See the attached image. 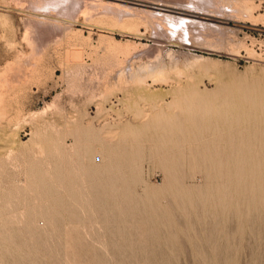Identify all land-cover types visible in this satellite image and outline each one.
I'll use <instances>...</instances> for the list:
<instances>
[{"label": "rangeland", "instance_id": "374dc122", "mask_svg": "<svg viewBox=\"0 0 264 264\" xmlns=\"http://www.w3.org/2000/svg\"><path fill=\"white\" fill-rule=\"evenodd\" d=\"M32 1L0 0V73L3 67L13 60H19L24 67H28L31 63V67L41 65L39 67H43L41 70L44 71L40 75L41 78L34 75L37 79L40 78L39 80L30 76L32 79L29 77V81H24L25 84L18 82L19 84L17 83V87L15 85L14 88L17 89L18 85L22 86V91L15 92L7 99L9 101L6 103L7 109L5 102L0 107V110H5L6 113L1 120L6 119L0 122V238H2L0 264H94L95 262V264L100 262H102L100 264H264V181L262 179L264 160H261L264 159V105L250 107L245 102L225 116L221 128L203 129L204 142L200 144L201 149L207 146L212 149V152L208 151L211 154L207 157L200 151L194 160L188 142L182 149L173 150L180 152L181 158L180 164L178 162L172 171L161 170L156 157L150 154L147 145H145L147 149L143 147V154L136 163L122 162V170L113 168L109 164L98 165V162L83 156L86 147L89 146L105 145L109 149L104 154L106 158L111 154L109 151L114 154L115 149L116 151L123 149L125 143L120 140L119 134L122 127L128 123L141 124L151 115H155L159 111V108H153L155 102L163 105L170 114L178 112L176 106L168 107L173 101V92L176 89H179L180 97L202 93L236 102L244 99L249 93L245 92L247 87H254V94L264 93V19L256 21L251 18H241L240 21L230 0V3L227 0H217L219 6L214 7L197 4L193 0H102V3L99 0H88L89 3H93V7H97V11L102 7L105 10L110 9L106 6L107 2H116L121 4L118 7L120 13L117 7L115 8L118 12L116 14L121 16L125 13L124 16L131 15V12L133 15L142 12L140 17L142 16V19L145 17L144 20L137 18L138 27L127 29L103 24L85 15L81 10L86 0H77L79 1L75 4L77 6L68 8L67 13L66 10L65 13L64 11L61 13L54 9L55 13L39 9L37 11L33 9ZM255 1L256 5L259 4L258 8H255V16L264 15V0ZM122 3L127 7H123L125 5ZM165 3L168 7L163 5ZM169 4L177 7L171 8ZM121 7H123L122 11ZM134 8L135 11L137 10L136 13ZM111 10L114 11V8ZM124 10L126 11L123 12ZM159 12L161 16L174 17L171 22L173 26L166 33H158L152 25L153 21L152 24L149 22L153 20L149 19V15L151 18L158 17ZM36 16L58 20L61 26L69 28V31L71 28L69 36L72 41L68 44L65 42L59 44L58 41L64 33L61 31L63 28L56 34L50 33L53 30L49 28L50 35L48 33L43 38L45 43L43 53L35 54L26 36V29L27 24L33 22ZM176 20L180 21L182 26L174 25ZM33 53L35 60L32 58ZM119 59L122 60L121 64L118 63ZM62 60L69 62L67 63L70 67L66 69L64 66L66 71L60 62ZM36 62L40 64H35ZM121 68L126 69L127 73L132 70L134 78L128 79L130 80L128 84L122 83L120 90L119 87L117 90L114 85ZM140 78L146 79L147 83L142 88L138 84ZM107 83L115 87L110 89V93L104 89ZM124 84L126 86H123ZM104 98L107 99L105 103ZM102 103L105 104L107 111L98 115L97 111ZM136 105L143 109L141 116L136 115ZM217 134L223 136V139ZM196 146L194 144V147ZM228 151L230 155L226 156ZM149 162L155 163L149 164ZM210 162L214 165L209 164ZM128 168L130 172L127 171ZM178 169L182 176L179 173L178 176ZM227 174L229 176H226ZM232 177L236 180L232 181ZM83 181L85 185L86 183L89 185L85 187ZM132 189L134 190L131 191ZM127 190L130 192L128 193ZM196 190L200 192L197 193ZM147 191L150 193L148 194ZM41 198L44 202H41ZM91 198L95 200L92 201ZM118 198L120 199L117 200ZM197 201L200 202V206ZM21 206L27 209L29 206L28 211L27 209L24 211ZM91 209L97 212L98 216ZM53 210L56 214H53ZM61 211L65 212V215H61ZM119 211L121 212L118 214ZM152 214L155 217H152ZM186 222L190 224L187 225ZM52 223L55 225L54 228ZM203 223L206 225L202 226ZM127 224L131 226H126ZM78 232L81 235L77 237ZM109 232L114 233V237ZM50 236L53 241L50 240ZM101 244L105 245V250ZM15 252L17 254L19 252V257Z\"/></svg>", "mask_w": 264, "mask_h": 264}, {"label": "bare ground", "instance_id": "6f19581e", "mask_svg": "<svg viewBox=\"0 0 264 264\" xmlns=\"http://www.w3.org/2000/svg\"><path fill=\"white\" fill-rule=\"evenodd\" d=\"M32 1V0H31ZM87 1L88 0H86V3H85V5H84V7H82V10L81 11H83V13H85V15H88V16H90V18H93V19H96L98 22H101V23H103V24H110V25H116V26H119V27H125V28H127V29H135L136 27H138V26H136V21H138V19L137 18H140V20H144V17H143V19H142V16L140 17V15L142 14V12H141V14L138 12L136 15L134 14L133 15V13L131 12L130 14L131 15H126V16H124V15H120V14H116V13H118L119 12V9H118V7H120L121 6V4L120 3H116V2H107L108 4H106V6L107 7H109L110 9H107V10H105V8H103L102 7V9H100L101 10V12H99V11H97V7L95 8V7H93V3L91 2V3H89V1H88V4H87ZM94 1V0H93ZM102 0H99V2L100 3H102L101 2ZM141 1V0H140ZM186 1V0H185ZM188 1V0H187ZM193 1H195V3L197 2V4H206V5H208V7H210V6H217L218 5V3H217V0H193ZM193 1L191 2V3H193ZM228 1V3H232V6H233V10H235V14H237V16H238V18H240L239 20L241 21V18H251L252 20H256L257 21V19H264V15L263 14H259L258 16H255V8L257 7L258 8V6H259V4H257L256 5V1L255 0H230V2H229V0H227ZM77 2H79V1H77V0H34V1H32V6H33V9H37V11H38V9L39 10H44V11H53L54 12V10L56 11H58L59 10V12L61 11V13L64 11V13H65V10H66V13H67V10H68V8H70V7H75V6H77V5H75ZM96 2V1H95ZM149 2V1H148ZM181 2H183V1H181ZM222 2V1H221ZM31 3V2H30ZM84 3V2H83ZM97 3V2H96ZM225 3H227V2H225ZM260 3V2H259ZM27 4V3H26ZM123 4V3H122ZM136 4V3H135ZM138 4V3H137ZM223 4V3H222ZM123 5H125V4H123ZM163 5H165V6H167L168 4H163ZM170 6L169 7H171V8H176V7H173V5L172 4H169ZM172 5V6H171ZM189 5V4H188ZM196 5V4H195ZM25 6V5H24ZM95 6H98L99 7V5H95ZM101 6V5H100ZM105 6V7H106ZM145 6V5H144ZM150 6V5H149ZM219 6V5H218ZM46 7V8H45ZM117 7V8H116ZM123 7H127L126 5L125 6H123ZM123 7H121L122 9H120L121 11L123 10ZM128 7H129V5H128ZM168 7V6H167ZM191 7V6H190ZM111 8L113 9L114 8V11L116 10V9H118V12H114V11H112L111 10ZM116 8V9H115ZM132 8V7H131ZM140 8V7H139ZM192 8H193V6H192ZM216 8V7H215ZM54 9V10H53ZM104 9V10H103ZM136 9H138V8H136ZM181 9V8H180ZM103 10V11H102ZM150 10V9H149ZM168 11H171V10H169V9H167ZM186 10H188V9H186ZM56 11V12H57ZM126 10H124L123 12H125ZM137 11V10H136ZM136 11H135V8H134V13H136ZM140 11H141V9H140ZM143 11V10H142ZM173 11V10H172ZM188 11H190V10H188ZM146 12H147V10H146ZM155 12V11H154ZM55 13V12H54ZM120 13V12H119ZM122 13V12H121ZM128 13H129V11H128ZM158 13V12H157ZM160 13V12H159ZM197 13H199V11L197 12ZM94 14H96V16L94 15ZM144 14V13H143ZM147 14V13H146ZM145 14V15H146ZM165 14V13H164ZM234 14V15H235ZM149 15V14H148ZM162 14L160 13V16H158V17H153V18H151V15H149L150 16V18L149 19H153V20H150L149 21V19L148 18H146V19H148V21L151 23L152 21H153V24L152 25H154V28L156 29V31L158 32V33H166V32H168V30L169 29H171L170 27H172L173 25H172V20L174 19V17H172V16H170V17H167V15L166 16H161ZM170 15V14H169ZM58 16V15H57ZM128 16V17H127ZM147 16V15H146ZM33 17H35V16H33ZM37 18H35V20L33 21V20H30V21H33V22H31L30 24H27L26 26H27V29H26V36L28 37V41H30V45H32V50H33V52L35 53V54H37L38 52L40 53V52H42V51H44V48H45V43H44V40H43V38L44 37H46L47 35H48V33L51 31H49L48 29L49 28H52V30L53 31H51L50 33H54V34H56V32H58V30L59 29H61V28H63L62 26H61V22L60 21H58V20H53V19H48V18H45V17H38V16H36ZM62 17V16H61ZM235 17V16H234ZM30 18V17H29ZM173 18V19H172ZM185 19V18H184ZM250 19V20H251ZM28 20V19H27ZM245 20V19H244ZM148 21H147V23H148ZM192 21V20H191ZM29 22V21H28ZM60 22V23H59ZM140 22V21H139ZM182 22V21H181ZM27 23V22H26ZM62 23L64 24V22L62 21ZM149 23V24H150ZM175 23L176 24H174V25H176V26H179V25H181L180 24V21L178 22L177 20L175 21ZM179 23V24H178ZM52 24V25H51ZM182 26V25H181ZM67 27H69V26H67ZM186 27V26H185ZM184 27V28H185ZM153 28V29H154ZM177 28V27H176ZM179 29H180V27H178ZM182 28V27H181ZM174 29H175V27H174ZM173 29V30H174ZM71 28H70V31H69V28H67L66 29V27L65 28H63V30L61 29V31H64V33H63V35L61 36L62 38L58 41L59 42V44L61 43V45H62V42H65V43H70L72 40H70L71 38V36H69V34H70V32H71ZM182 30V29H181ZM60 31V30H59ZM69 31V32H68ZM171 31V30H170ZM185 31H187V30H185ZM78 32V31H77ZM76 32V33H77ZM178 32V31H177ZM180 32V31H179ZM182 32V31H181ZM50 33H49V35H50ZM61 33V34H62ZM79 33V32H78ZM58 35V34H57ZM60 35V34H59ZM71 35V34H70ZM77 35H79V34H77ZM73 37V36H72ZM101 37H106V36H101ZM51 38V37H50ZM80 38V37H79ZM107 38V37H106ZM103 39V38H102ZM111 39V38H110ZM70 40V41H69ZM103 40H105V38L103 39ZM112 41H114V40H112ZM118 43V42H117ZM48 44V43H47ZM58 44V45H59ZM42 45V46H41ZM63 45H64V43H63ZM74 45V44H73ZM110 45H111V43H110ZM41 46V47H40ZM117 46H118V44H117ZM111 48V47H110ZM111 49H113V48H111ZM111 49H110V51H111ZM117 49V48H116ZM73 51V50H72ZM114 51H115V49H114ZM113 51V52H114ZM116 52V51H115ZM32 54V58H33V60H35V54ZM38 53V54H39ZM43 53V52H42ZM41 53V54H42ZM66 53V52H65ZM74 53V52H73ZM37 54V55H38ZM68 54V53H67ZM44 55V54H43ZM66 55V54H65ZM114 55H115V53H114ZM40 56H42V55H40ZM109 56V55H108ZM113 56V55H112ZM159 56V55H158ZM39 57V56H38ZM68 57H69V55H68ZM71 57V56H70ZM198 57V56H197ZM21 58V57H20ZM43 57H41V59H42ZM41 59H37V60H40L41 61ZM62 59V58H61ZM60 59V60H61ZM68 59V58H67ZM156 59H157V57H156ZM33 60H31V61H33ZM36 60V61H37ZM66 60V59H65ZM29 61V60H28ZM119 61V62H118ZM117 62L118 63H120V61H122V60H118ZM157 61V60H156ZM43 62V61H42ZM61 63H62V65H63V67L65 66L66 67V69L68 68V67H70L69 65H68V63L66 62V61H60ZM113 62V61H112ZM31 63V62H30ZM38 62H36L35 64H37ZM80 63V62H79ZM153 63V62H152ZM156 63V62H155ZM32 64V63H31ZM31 64H29V66L28 67H24V65L19 61V60H13V61H9L4 67H3V69H2V71H1V73H0V107L2 106V103H4L5 102V108H6V103L7 102H9L7 99L12 95V94H15V92H17V91H19V90H21L22 91V89H23V87L21 86H19L18 85V88L16 89V88H14V86L16 85V87H17V83L19 82V83H24L25 84V82H27V80L29 79V77L31 76H33V78H36L37 79V77L39 76L40 78H41V74L44 72H42V70H41V68H43V67H39V66H41V65H39V66H30ZM38 64H40V63H38ZM65 64H67V66L65 65ZM121 64V63H120ZM27 66V65H26ZM147 66V65H146ZM65 67H64V70L66 71V69H65ZM143 68V67H142ZM144 69H145V67H144ZM146 69H148V68H146ZM130 70V69H129ZM140 70H142V69H140ZM156 70V69H155ZM127 70L126 69H124V70H122V68H121V70H119V72L117 73L118 74V77L116 78L117 80L115 81V85L114 86H116V89H117V87H119V90H120V87H121V84L122 83H126V84H128V82L131 80V78H134L133 76H134V74L132 73L133 71L131 70V72H129V73H127L126 72ZM135 71V70H134ZM160 72V71H159ZM142 73V72H141ZM160 74H161V72H160ZM34 75L35 76H37V77H34ZM128 76V78H126L127 76ZM133 75V76H132ZM136 75H137V73H136ZM154 75V74H153ZM165 75H167V74H165ZM157 76V75H156ZM164 76V75H163ZM30 77V78H31ZM106 77V76H105ZM146 77V76H145ZM155 77V76H154ZM165 77V76H164ZM40 78H38L37 80H39ZM127 80H126V79ZM151 78V77H150ZM21 79V80H20ZM32 79V78H31ZM128 79H130V80H128ZM135 79H137V78H135ZM159 79H161V78H159ZM133 80V79H132ZM145 80L146 79H143V78H140V81L138 82V84H139V86H140V88H142V87H144V86H146L145 85ZM153 80V79H152ZM25 81V82H24ZM29 81V80H28ZM18 83V84H19ZM22 83V84H23ZM130 83V82H129ZM137 84V83H136ZM147 84V83H146ZM135 85V84H134ZM181 85V84H180ZM23 86H25V85H23ZM123 86H126L125 84L123 85ZM114 89L115 87H112L111 85H110V83H107L105 86H104V89H105V91H110V89ZM14 89H16V90H14ZM254 87H247L246 88V91L245 92H249L248 94H246L245 96H244V99H242V100H239L238 102H236L235 100H232V99H228V98H226V99H223V100H221V99H219L218 97H215V96H207V95H203L202 93L201 94H197V95H193V96H188V95H183V97L181 96H178V90L179 89H176V90H174L175 92H173V95H174V97H173V101L171 102V103H169L168 104V107H173V106H176L177 108H178V112H176V113H168L167 111H166V109L164 108V106L163 105H159L158 103H156L155 102V104L153 105V108H159V111L155 114V115H151V117H149V118H147L143 123H141V124H138V125H133V124H130V123H128V124H126L125 126H123L122 127V130L120 131V140L121 141H123L124 143H125V147L123 148V149H121V150H117L116 151V149H115V151H114V154H112V152L111 151H109L111 154H110V156H108L107 158L104 156V154H105V152H106V150H109L108 148H106V146L105 145H96V146H89V147H86V149H85V152H84V157L86 158V159H88V160H92V161H94V162H98V165H100V164H102V165H111L113 168L115 167L116 169H118V170H122V168H121V163L122 162H125V163H136V161L137 160H139V158L141 157V154H143V151H144V148L143 147H145V145H147L146 147H149L148 149H149V152H150V154L153 156L154 155V157H156V160H157V163H158V166L161 168V170L162 171H164V172H168V171H172V170H174L175 169V165L179 162V160H180V156H179V153L180 152H178V151H173V150H175V149H182L183 147H184V145L188 142V144L190 145V153H191V156H193V158H194V160L196 159V156L198 155V153L201 151V153H202V155L204 156L205 155V157H207L208 156V154H211V153H209L208 151L210 150V147H206V148H204V149H201L202 148V146L200 145L201 143H203L204 142V138H203V134H202V130L203 129H205V128H211V129H218L221 125H222V123L224 122V119H225V116L227 115V114H229L230 112H231V110H233V109H236V108H239V106H241V104H245V102H246V104L247 105H249L250 107H255V106H257V105H264V93H262V94H259V95H257V94H254ZM12 90V91H11ZM118 90V89H117ZM11 91V92H10ZM108 92H106L107 94H108ZM111 92V91H110ZM109 92V93H110ZM211 92V91H210ZM18 93V92H17ZM256 95V96H254V95ZM216 95H218V93L216 94ZM118 97V96H117ZM222 97V96H221ZM16 98V97H15ZM101 98H103V96L101 97ZM13 99V98H12ZM113 99V98H112ZM14 100V99H13ZM107 101V99L106 98H104V103ZM117 102V101H116ZM16 103V102H15ZM104 103H102L101 104V107H99L98 108V111H97V114L98 115H100V114H102V113H104V112H106L107 111V108L105 107V104ZM110 103V102H109ZM111 105V104H110ZM135 107V106H134ZM117 108V107H116ZM123 108V107H122ZM7 109V108H6ZM12 110H13V108H11ZM120 109V108H119ZM135 112H136V115L137 116H141L142 114H143V109L142 108H138L137 107V105H136V107H135ZM256 110V109H255ZM5 113V110H0V122H2L3 120H5L4 118H3V120H1L2 119V116H3V114ZM6 114V113H5ZM8 115V114H7ZM9 116V115H8ZM113 116V115H112ZM5 117H7V116H5ZM10 117V116H9ZM111 117V116H110ZM36 118V117H35ZM228 118V117H227ZM109 121V120H108ZM118 121V120H117ZM19 123V122H18ZM109 123V122H108ZM111 126H113L112 124H111ZM223 126V125H222ZM221 128V127H220ZM204 131V130H203ZM207 132H208V130H206ZM205 131V132H206ZM228 132V131H227ZM99 134V133H98ZM222 134V133H221ZM220 133H219V135H221ZM228 135V134H227ZM217 136H218V134H217ZM212 137V136H211ZM219 138L221 137V136H218ZM222 139H223V136L221 137ZM220 138V139H221ZM210 139V138H209ZM236 139V138H235ZM37 140V139H36ZM72 140V139H71ZM212 140V139H211ZM228 141H229V138H228ZM73 142V141H72ZM96 144V143H95ZM102 144V143H101ZM194 144H196L197 146L196 147H194ZM187 146V145H186ZM226 146H228L229 148H230V146L229 145H226ZM145 147V148H146ZM189 147V146H188ZM224 147V146H223ZM147 149V148H146ZM222 149V148H221ZM187 150V149H186ZM212 150V149H211ZM210 150V152H212ZM230 150V149H229ZM239 150V149H238ZM83 151V150H82ZM173 151V152H172ZM81 152V151H80ZM220 152V151H219ZM253 152H255V150H253ZM82 153V152H81ZM187 153H189V152H187ZM226 153V152H225ZM70 154V153H69ZM185 154V153H184ZM214 155H215V153H214ZM228 155H230L229 154V151H228V154L226 155V156H228ZM39 156V155H38ZM55 156V155H54ZM70 156V155H69ZM148 156V155H147ZM212 156H213V154H212ZM150 157V156H149ZM229 157H231V156H229ZM147 158V157H146ZM146 158H145V160H146ZM199 158V157H198ZM210 158V157H209ZM215 157H213V159H214ZM219 158V157H218ZM205 158H203V160H204ZM225 159H227V157L225 158ZM234 159V158H233ZM48 160V159H47ZM71 160V159H70ZM201 160V159H200ZM206 160H207V158H206ZM211 160V159H210ZM215 160V159H214ZM214 160H213V163H214ZM261 160H264V159H261ZM49 161V160H48ZM208 161V160H207ZM206 161V162H207ZM219 161V160H218ZM217 161V162H218ZM225 161H227V160H225ZM224 161V162H225ZM232 161V160H231ZM231 161H230V164H231ZM83 162V161H82ZM184 162V161H183ZM71 163H72V161H71ZM145 163V162H144ZM155 163V162H154ZM153 162L152 163H150L149 162V164H154ZM182 163V162H181ZM50 164V163H49ZM139 164H140V162H139ZM179 164H180V162H179ZM197 164V163H196ZM208 164V163H207ZM209 164H212L211 162L209 163ZM208 164V165H209ZM263 164V163H262ZM93 165V164H92ZM91 165V166H92ZM123 165V164H122ZM204 165V164H203ZM212 165H214V164H212ZM217 165V164H216ZM218 165H220L219 163H218ZM264 165V164H263ZM49 166V165H48ZM138 166V165H137ZM148 166V165H147ZM153 166H155V165H153ZM158 166H157V168H158ZM181 166V165H180ZM185 166V165H184ZM226 166V165H225ZM93 167V166H92ZM95 167H97V166H95ZM103 167V166H102ZM126 167V166H125ZM139 167V166H138ZM188 167V166H187ZM216 168H217V166H215ZM228 167V166H227ZM226 167V168H227ZM233 167V166H232ZM112 168V169H113ZM130 168H132V167H130ZM134 168V167H133ZM147 168V167H146ZM181 168H182V166H181ZM186 167H184V169H185ZM207 168H209V167H207ZM212 168H214V167H212ZM230 168V167H229ZM85 169V168H84ZM90 169V168H89ZM97 169V168H96ZM98 169H99V167H98ZM126 169V168H125ZM129 169V168H128ZM127 169V171H129L130 172V169L128 170ZM159 169V168H158ZM200 169V168H199ZM204 169V168H203ZM218 169H220V167L218 168ZM228 169V168H227ZM233 169V168H232ZM78 170V169H77ZM114 170V169H113ZM135 170H136V168H135ZM155 170V169H154ZM160 170V171H161ZM177 170V169H176ZM187 170V169H186ZM213 170V169H212ZM226 170V169H225ZM36 171V170H35ZM75 171V170H74ZM115 171V170H114ZM126 171V170H125ZM148 171V170H147ZM146 171V172H147ZM178 171H179V169H178ZM177 171V174L179 173V174H181L180 173V171L178 172ZM184 171V170H183ZM233 171V170H232ZM86 172V171H85ZM92 172V171H91ZM90 172V173H91ZM113 172V171H112ZM121 172V171H120ZM136 172V171H135ZM164 172H163V174H164ZM213 172V171H212ZM217 172V171H216ZM220 172H221V170H220ZM234 172V171H233ZM41 173V172H40ZM77 173H78V171H77ZM86 173H88V171L86 172ZM86 173H84V175H86ZM97 173H99V172H97ZM102 173V172H101ZM115 173H117V171L115 172ZM126 173V172H125ZM218 173V172H217ZM224 173V172H223ZM64 174V173H63ZM79 174V173H78ZM103 174V173H102ZM102 174H101V176H102ZM110 174V173H109ZM136 174V173H135ZM166 174H168V173H166ZM179 174H178V176H179ZM193 174V173H192ZM222 174V173H221ZM228 174H229V172H228ZM226 175V176H229V175ZM29 175V174H28ZM35 175V174H34ZM66 175V174H65ZM64 175V176H65ZM94 175V174H93ZM118 175H119V173H118ZM169 175V174H168ZM183 175H184V173H183ZM213 175V174H212ZM262 175V174H261ZM31 176V175H30ZM38 176V175H37ZM78 176V175H77ZM91 176V175H90ZM129 176V175H128ZM181 176H182V174H181ZM221 176V175H220ZM225 176V177H226ZM233 176H235V174H233ZM74 177V176H73ZM95 177V176H94ZM107 177V176H106ZM109 177H112V176H109ZM129 177H132V176H129ZM165 177V176H164ZM173 177V176H172ZM185 177V176H184ZM184 177H182V178H184ZM193 177V176H192ZM262 177H264V176H262ZM261 177V178H262ZM31 178V177H30ZM81 178H83V177H81ZM86 178V177H85ZM84 178V179H85ZM97 178V177H96ZM102 178V177H101ZM139 178H141V176L139 177ZM188 178V177H187ZM204 178H205V176H204ZM222 178H224V177H222ZM228 178V177H227ZM233 178V177H232ZM55 179V178H54ZM73 179V178H72ZM103 179V178H102ZM123 179V178H122ZM121 179V180H122ZM145 179V178H144ZM263 179V181H264V178H262ZM35 180V179H34ZM83 180V179H82ZM115 180V179H114ZM118 180V179H117ZM120 180V181H121ZM139 180V179H138ZM137 180V181H138ZM143 180V179H142ZM172 180V179H171ZM236 180V179H235ZM234 180V178H233V180L232 181H235ZM24 181V180H23ZM25 181H26V179H25ZM24 181V182H25ZM30 181V180H29ZM48 181V180H47ZM68 181V180H67ZM103 181H104V179H103ZM107 181V180H106ZM109 181V180H108ZM107 181V182H108ZM110 181H111V178H110ZM123 181H124V179H123ZM132 181V180H131ZM141 181V180H140ZM146 181V180H145ZM172 181H174V179L172 180ZM220 181V180H219ZM224 181V180H223ZM229 181V180H228ZM228 181L226 182V183H228ZM37 182V181H36ZM36 182H34V183H36ZM105 182V181H104ZM180 182V181H179ZM204 182V181H203ZM244 182V181H243ZM31 183V182H30ZM39 183V182H38ZM55 183V182H54ZM72 183V182H71ZM83 183H84V181H83ZM95 183V182H94ZM93 183V184H94ZM97 183V182H96ZM102 183V182H101ZM109 183H112V182H109ZM131 183V182H130ZM142 183V182H141ZM172 183H174V182H172ZM181 183V182H180ZM211 183V182H210ZM223 183V182H222ZM245 183V182H244ZM23 184V183H22ZM40 184V183H39ZM39 184H37V185H39ZM56 184V183H55ZM75 184V183H74ZM104 184V183H103ZM106 184V183H105ZM104 184V185H105ZM108 184V183H107ZM118 184H120V183H118ZM200 184H202V183H200ZM26 185V184H25ZM36 185V186H37ZM42 185V184H41ZM77 185V184H76ZM84 185H85V183H84ZM86 185H89V184H87L86 183ZM86 185H85V187H86ZM101 185V184H100ZM114 185V184H113ZM122 185V184H121ZM139 185V184H138ZM149 185H151L150 184V182H149ZM182 185V184H181ZM199 185V184H198ZM234 185V184H233ZM125 186H128V185H126L125 184ZM130 186V185H129ZM137 186V185H136ZM140 186V185H139ZM143 186H145V185H143ZM188 186V185H187ZM190 186V185H189ZM188 186V187H189ZM203 186L205 187V184L203 183ZM212 186V185H211ZM226 186V185H225ZM35 187V186H34ZM41 187H43V186H41ZM80 187V186H79ZM83 187V186H82ZM96 187V186H95ZM94 187V188H95ZM107 187V186H106ZM121 187V186H120ZM151 187V186H150ZM192 187V186H191ZM196 187H197V185H196ZM199 187V186H198ZM201 187V186H200ZM44 188V187H43ZM58 188V187H57ZM74 188V187H73ZM88 188V187H87ZM86 188V189H87ZM116 188V187H115ZM129 187H127V189H128ZM132 188V187H131ZM206 188V187H205ZM40 189V188H39ZM49 189V188H48ZM76 189V188H75ZM86 189H84V190H86ZM97 189V188H96ZM106 189V188H105ZM120 189V188H119ZM147 189H148V191H150L151 192V190L149 189V187H147ZM166 189V188H165ZM164 189V190H165ZM170 188H168V190H169ZM200 189V188H199ZM198 189V190H199ZM204 189V188H203ZM230 189V188H229ZM264 189V188H263ZM60 190V189H59ZM62 190V189H61ZM98 190V189H97ZM107 190V189H106ZM122 190V189H121ZM134 189H132L131 191H133ZM191 190H192V188H191ZM198 190H196L195 192H197V193H199L198 192ZM226 190V189H225ZM232 190H233V188H232ZM29 191V190H28ZM50 191V190H49ZM64 191H65V189H64ZM64 191H62V192H64ZM80 190H78V192H79ZM93 191V190H92ZM110 191V190H109ZM113 192H114V194H115V191H114V189L112 190ZM147 191V192H148ZM166 191V190H165ZM175 191V190H174ZM177 191V190H176ZM40 192V191H39ZM65 192H67V191H65ZM91 192V191H90ZM89 192V193H90ZM105 192V191H104ZM127 192L129 193L130 191L129 190H127ZM144 192V191H143ZM150 192H148V194L150 193ZM171 192V191H170ZM229 192H230V190H229ZM41 193V192H40ZM43 193H44V191H43ZM88 193V194H89ZM97 193V192H96ZM135 193V192H134ZM137 193V192H136ZM183 193V192H182ZM211 192H209V194H210ZM233 193H234V191H233ZM65 194V193H64ZM63 194V195H64ZM92 194H95V193H92ZM102 194V193H101ZM107 195H108V193H106ZM117 194V193H116ZM120 194V193H119ZM131 194H133V193H131ZM130 194V195H131ZM153 194V193H152ZM156 194V193H155ZM176 194H178V193H176ZM225 194V193H224ZM223 194V195H224ZM27 195V194H26ZM38 195H40L39 193H38ZM80 194L78 193V196H79ZM83 195V194H82ZM90 195V194H89ZM137 195V194H136ZM136 195H134V197L136 196ZM157 195H158V192H157ZM164 195V194H163ZM59 196V195H58ZM62 196V195H61ZM66 196V195H65ZM68 196V195H67ZM111 196V195H110ZM114 196V195H113ZM117 196V195H116ZM121 196H122V193H121ZM138 196V195H137ZM136 196V197H137ZM217 196V195H216ZM226 196H228V195H226ZM234 197H235V195H233ZM21 197V196H20ZM25 197V196H24ZM63 197V196H62ZM81 197V196H80ZM90 197V196H89ZM88 197V198H89ZM94 197V196H93ZM92 197V198H93ZM118 197H119V195H118ZM123 197V196H122ZM131 197V196H130ZM146 197V196H145ZM157 197V196H156ZM167 194H166V200H167ZM193 197V196H192ZM197 197V196H196ZM205 197V196H204ZM27 198V197H26ZM43 198V197H42ZM41 198V199H42ZM51 198V197H50ZM55 198H57V197H55ZM87 198V199H88ZM91 198V199H92ZM95 198V197H94ZM108 198V197H107ZM116 198V197H115ZM121 198V197H120ZM120 198H118L117 200H119ZM137 198H139V197H137ZM152 198V197H151ZM165 198V197H164ZM223 198V197H222ZM247 198V197H246ZM30 199V198H29ZM44 199V198H43ZM43 199H42V201L41 202H44L43 201ZM52 199V198H51ZM82 199V198H81ZM86 199V198H85ZM84 199V200H85ZM123 199V198H122ZM131 199H133V198H131ZM140 199V198H139ZM147 199V198H146ZM172 199V198H171ZM170 199V200H171ZM187 199H189L188 198V196H187ZM186 199V200H187ZM197 199V198H196ZM230 199V198H229ZM244 199H245V196H244ZM93 200H95V199H92V201ZM106 200V199H105ZM113 200V199H112ZM129 200V199H128ZM145 200V199H144ZM151 200V199H150ZM153 200V199H152ZM157 200V199H156ZM173 200V199H172ZM195 200V199H194ZM199 200V199H198ZM211 200V199H210ZM214 200V199H213ZM228 200V199H227ZM226 200V201H227ZM246 200V199H245ZM48 201V200H47ZM71 201H73V200H71ZM83 201V200H82ZM124 201V200H123ZM154 201H155V199H154ZM209 201V200H208ZM231 201V200H230ZM30 202V201H29ZM52 202V201H51ZM86 202V201H85ZM96 202V201H95ZM94 202V203H95ZM112 202V201H111ZM118 202V201H117ZM125 202V201H124ZM159 202V201H158ZM187 202H188V200H187ZM198 202V201H197ZM205 202V201H204ZM217 202V201H216ZM246 202V201H245ZM28 203V202H27ZM47 203V202H46ZM45 203V204H46ZM64 203V202H63ZM74 203H76V202H74ZM87 203V202H86ZM103 203V202H102ZM112 203H114V202H112ZM119 203V202H118ZM130 203V202H129ZM142 202H141V200H140V204H141ZM147 203V202H146ZM145 203V204H146ZM155 203H157V202H155ZM160 203V202H159ZM169 203V202H168ZM173 203V202H172ZM178 203V202H177ZM209 203V202H208ZM211 203H212V200H211ZM211 203H209L210 205H211ZM215 203V202H214ZM226 203V202H225ZM230 203V202H229ZM26 204V203H25ZM34 204V203H33ZM49 204V203H48ZM52 204V203H51ZM81 204V203H80ZM82 204H84V203H82ZM134 204V203H133ZM154 204V203H153ZM161 204V203H160ZM189 204V203H188ZM198 204H199V206L201 205L200 204V202H198ZM213 204V203H212ZM234 204H236V202L234 203ZM40 205V204H39ZM50 205V204H49ZM49 205H48V207H49ZM89 205V204H88ZM96 206H98V204H95ZM100 205V204H99ZM124 205V204H123ZM123 205H121L122 206V208H123ZM173 205V204H172ZM180 205V204H179ZM194 205V204H193ZM197 205V204H196ZM195 205V206H196ZM227 205V204H226ZM230 205V204H229ZM26 206V205H25ZM24 206V207H25ZM33 206V205H32ZM36 206V205H35ZM52 206H54L53 204H52ZM78 206V205H77ZM76 206V207H77ZM83 206V205H82ZM91 206V205H90ZM103 206V205H102ZM102 206H100V207H102ZM134 206V205H133ZM149 206H151V205H149ZM149 206H147V207H149ZM159 206V205H158ZM174 206H176V204L174 205ZM189 206V205H188ZM198 206V207H199ZM224 206V205H223ZM228 206V205H227ZM51 207V206H50ZM49 207V208H50ZM89 207V206H88ZM99 207V208H100ZM104 207V206H103ZM102 207V208H103ZM155 209H156V207H155V204H154V206H153ZM160 207V206H159ZM187 207V206H186ZM209 206L207 205V208H208ZM211 207V206H210ZM229 207V206H228ZM232 207V206H231ZM21 208H22V206H21ZM20 208V209H21ZM33 208V207H32ZM61 208V207H60ZM59 208V209H60ZM81 208V207H80ZM84 208V207H83ZM86 208V207H85ZM90 208V207H89ZM92 208V207H91ZM94 208V207H93ZM92 208V209H93ZM108 208V207H107ZM106 208V209H107ZM112 208V207H111ZM116 208V207H115ZM141 208V207H140ZM164 208V207H163ZM181 208V207H180ZM226 208V207H225ZM253 208H254V206H253ZM23 210L24 209H27V208H22ZM28 209H29V206H28ZM28 209H27V211H28ZM56 209V208H55ZM82 209V208H81ZM91 209V210H92ZM105 209V208H104ZM121 209V208H120ZM124 209V208H123ZM134 209V208H133ZM143 209V208H142ZM159 209V208H158ZM191 209V208H190ZM190 209H189V212H190ZM260 209V208H259ZM35 210H36V208H35ZM50 210H52V208H50ZM58 210V209H57ZM82 210H84V209H82ZM96 210V209H95ZM102 210V209H101ZM110 210V209H109ZM112 210V209H111ZM126 210V209H125ZM138 210V209H137ZM151 210V209H150ZM163 210V209H162ZM186 210V209H185ZM185 210L183 211V212H185ZM194 210H195V208H194ZM211 210H213V209H211ZM234 210V209H233ZM3 211V210H2ZM21 210H19V212H20ZM25 211V210H24ZM23 211V212H24ZM55 210H53V214L55 213L54 212ZM67 211V210H66ZM81 211V210H80ZM86 211V210H85ZM94 213H95V211L94 210H92ZM97 211V210H96ZM123 211V210H122ZM139 211V210H138ZM146 211V210H145ZM147 211H149V210H147ZM156 211V210H155ZM187 211V210H186ZM192 212H193V210H191ZM195 211H197V210H195ZM200 211H201V209H200ZM209 211H210V209H209ZM235 211V210H234ZM234 211H233V213H234ZM262 211V210H261ZM14 212V211H13ZM60 212V211H59ZM63 211H61V215H63L65 212H63ZM82 213L84 212V211H81ZM87 212V211H86ZM86 212H85V215H84V217L86 216ZM105 212H106V210H105ZM121 211H119L118 212V214L120 213ZM132 212H133V210H132ZM168 212V211H167ZM198 212V211H197ZM205 214H207V211L205 210ZM14 213H17V212H14ZM14 213H12V214H14ZM25 213V212H24ZM29 213H30V211H29ZM34 213V212H33ZM41 213H43V212H41ZM50 213V212H49ZM48 213V214H49ZM93 213V214H94ZM97 213V212H96ZM95 213V214H96ZM108 213H109V211H108ZM112 213V212H111ZM116 213V212H115ZM136 213V212H135ZM182 213V212H181ZM181 213H180V215H181ZM5 214V213H4ZM12 214H11V216H12ZM27 214V213H26ZM31 214V213H30ZM44 214V213H43ZM47 214V213H46ZM56 214V213H55ZM94 214V215H95ZM100 214V213H99ZM117 214V213H116ZM129 214V213H128ZM146 214V213H145ZM188 214V213H187ZM186 214V215H187ZM192 213H190V215H191ZM244 214V213H243ZM7 215V217L9 216L10 217V215H8V214H6ZM15 215V214H14ZM13 215V216H14ZM28 215V214H27ZM32 215V214H31ZM39 215V214H38ZM65 215V214H64ZM97 215V214H96ZM95 215V216H96ZM147 215H148V212H147ZM166 215V214H165ZM171 215V214H170ZM194 215H196L195 214V212H194ZM212 215V214H211ZM220 215H221V213H220ZM15 216H18V215H15ZM26 216V215H25ZM35 216H36V214H35ZM41 216V215H40ZM43 216H45V215H43ZM49 216V215H48ZM51 216V215H50ZM49 216V217H50ZM57 216V215H56ZM70 216V215H69ZM98 216V215H97ZM126 216V215H125ZM136 216V215H135ZM142 216V215H141ZM154 215L152 214V217H153ZM227 216V215H226ZM254 216V215H253ZM83 217V216H82ZM107 217V216H106ZM117 217V216H116ZM148 217H149V215H148ZM155 217V216H154ZM167 217V216H166ZM172 217V216H171ZM186 217V216H185ZM192 217V216H191ZM196 217V216H195ZM200 217V216H199ZM17 218V217H16ZM43 218V217H42ZM58 218V217H57ZM62 218V217H61ZM72 218V217H71ZM120 218V217H119ZM129 218H130V216H129ZM168 218V217H167ZM193 218V217H192ZM219 218V217H218ZM245 218V217H244ZM19 219V218H18ZM27 219H28V217H27ZM44 219V218H43ZM74 219H76V218H74ZM74 219H72V220H74ZM85 219H87V217L85 218ZM115 219V218H114ZM133 219V218H132ZM152 219H154V218H152ZM204 219V218H203ZM202 219V220H203ZM221 219H223V218H221ZM220 219V220H221ZM97 220V219H96ZM126 220V217H125V219H124V221ZM134 220V219H133ZM146 220V219H145ZM149 220H151V219H149ZM155 220V219H154ZM19 221V220H18ZM24 221V220H23ZM26 221H28V220H26ZM38 221V220H37ZM51 221H52V219H51ZM78 220H76V222H77ZM102 221V220H101ZM128 221V220H127ZM157 221V220H156ZM155 221V222H156ZM193 221V220H192ZM191 221V222H192ZM201 221V220H200ZM222 221V220H221ZM11 222H13L12 220H11ZM47 222V221H46ZM53 222V221H52ZM74 222V221H73ZM84 222V221H83ZM116 222V221H115ZM129 222V221H128ZM159 222V221H158ZM189 222V221H188ZM241 222V221H240ZM240 222H238V223H240ZM36 223V222H35ZM85 223V222H84ZM89 223V222H88ZM92 223H93V221H92ZM139 223V222H138ZM152 223V222H151ZM173 223V222H172ZM194 223H195V221H194ZM202 223V222H201ZM53 224V223H52ZM78 224V223H77ZM97 224V223H96ZM121 224V223H120ZM157 224V223H156ZM160 224V223H159ZM186 224L188 225V224H190V223H187L186 222ZM193 224V223H192ZM205 223H203L202 224V226L204 225ZM241 224V223H240ZM1 225V224H0ZM5 225V224H4ZM19 225V224H18ZM36 225V224H35ZM42 225V224H41ZM48 225V224H47ZM70 225H71V223H70ZM116 225V224H115ZM174 225V224H173ZM195 225V224H194ZM206 225V224H205ZM22 226V225H21ZM53 226V228H54V224L52 225ZM67 226V225H66ZM72 226V225H71ZM94 226V225H93ZM99 226V225H98ZM105 226V225H104ZM108 226H111V225H108ZM126 226H129L128 224L126 225ZM131 226V225H130ZM129 226V227H130ZM154 226V225H153ZM157 226V225H156ZM191 226V225H190ZM193 226V225H192ZM239 226V225H238ZM245 226V225H244ZM63 227V226H62ZM79 227V226H78ZM90 227V226H89ZM96 227V226H95ZM136 227V226H135ZM194 227V226H193ZM206 227V226H205ZM221 227V226H220ZM69 228V227H68ZM81 228V227H80ZM79 228V229H80ZM85 228V227H84ZM97 228V227H96ZM106 228V227H105ZM108 228V227H107ZM106 228V229H107ZM116 228V227H115ZM120 228V227H119ZM138 228V227H137ZM136 228V229H137ZM155 228V227H154ZM195 228V227H194ZM36 229V228H35ZM59 229V228H58ZM73 229H74V227H73ZM130 229V228H129ZM149 229V228H148ZM161 229V228H160ZM173 229V228H172ZM206 229V228H205ZM20 230V229H19ZM48 230H49V228H48ZM127 230V229H126ZM133 230V229H132ZM150 230V229H149ZM171 230V229H170ZM196 230V229H195ZM17 231V230H16ZM31 231V230H30ZM54 231L56 232V230L54 229ZM80 231V230H79ZM109 231V230H108ZM111 231V230H110ZM124 231V230H123ZM152 231V230H151ZM151 231H149V232H151ZM155 231V230H154ZM167 231V230H166ZM209 231V230H208ZM41 232V231H40ZM44 232V231H43ZM49 232V231H48ZM55 232H54V235H55ZM99 232V231H98ZM125 232V231H124ZM133 232V231H132ZM140 232V231H139ZM138 232V233H139ZM163 232V231H162ZM196 232V231H195ZM12 233V232H11ZM10 233V234H11ZM30 233V232H29ZM87 233V232H86ZM118 233V232H117ZM129 233V232H128ZM205 233V232H204ZM226 233V232H225ZM73 234V233H72ZM76 234V233H75ZM79 232H78V235H77V237L79 236ZM84 234V233H83ZM109 234H114V233H110L109 232ZM116 234V233H115ZM133 234V233H132ZM135 234V233H134ZM141 234V233H140ZM161 234V233H160ZM164 234V233H163ZM197 234V233H196ZM208 234V233H207ZM216 234V233H215ZM238 234V233H237ZM81 235V234H80ZM126 236H127V234H125ZM136 235V234H135ZM177 235V234H176ZM73 236V235H72ZM102 236V235H101ZM119 236V235H118ZM128 236H130V235H128ZM140 236H142V234L140 235ZM149 236V235H148ZM6 237H7V235H6ZM9 237H10V235H9ZM19 237V236H18ZM97 237V236H96ZM103 237V236H102ZM101 237V238H102ZM108 237V236H107ZM112 237V236H111ZM113 237H114V235H113ZM125 237V236H124ZM10 238H12V237H10ZM136 238V237H135ZM198 238V237H197ZM2 238H0V240H1ZM82 239V238H81ZM90 239H92V237L90 238ZM89 239V240H90ZM93 239H95V238H93ZM100 239V238H99ZM120 239H122V238H120ZM138 239V238H137ZM136 239V240H137ZM155 239V238H154ZM45 240V239H44ZM50 240H51V236H50ZM80 240V239H79ZM144 240V239H143ZM153 240V239H152ZM51 241H53V239L51 240ZM112 241V240H111ZM114 241L115 240H113V243H114ZM129 241V240H128ZM135 241V240H134ZM161 241V240H160ZM7 242V241H6ZM85 242V241H84ZM103 242H105V241H103ZM110 242V241H109ZM136 242V241H135ZM173 242V241H172ZM9 243V242H8ZM81 243V242H80ZM88 243H90V242H88ZM93 243V242H92ZM96 243V242H95ZM118 243V242H117ZM116 243V244H117ZM130 243V242H129ZM175 243V242H174ZM13 244L15 245V243L13 242ZM84 244V243H83ZM96 244H98V243H96ZM115 244V243H114ZM120 244V243H119ZM48 245V244H47ZM82 245V244H81ZM85 245V244H84ZM92 245V244H91ZM94 245V244H93ZM92 245V246H93ZM99 245V244H98ZM102 246V248L105 250V248H104V246L105 245H103V244H101ZM126 245V244H125ZM55 246V245H54ZM58 246V245H57ZM78 246V245H77ZM80 246V245H79ZM95 246V245H94ZM118 246H120V245H118ZM34 247V246H33ZM76 247V246H75ZM121 247V246H120ZM124 247V246H123ZM128 247V246H127ZM39 248V247H38ZM79 248V247H78ZM83 248V247H82ZM85 248H87V247H85ZM93 248V247H92ZM91 248V249H92ZM98 248V247H97ZM198 248V247H197ZM34 249V248H33ZM90 249V250H91ZM118 249V248H117ZM130 249V248H129ZM159 249V248H158ZM14 250V249H13ZM65 250V249H64ZM80 250V249H79ZM78 250V251H79ZM122 250V249H121ZM212 250H214V249H212ZM123 251H125V250H123ZM126 251H127V249H126ZM133 251V250H132ZM199 251H200V249H199ZM27 252H28V250H27ZM42 252V251H41ZM58 252V251H57ZM93 252V251H92ZM112 252V251H111ZM119 252V251H118ZM128 252V251H127ZM151 252V251H150ZM201 252V251H200ZM16 253V252H15ZM59 253V252H58ZM102 253V252H101ZM106 253V252H105ZM107 253H109V252H107ZM120 253V252H119ZM17 254V253H16ZM18 254H19V252H18ZM18 254H17V256H18ZM126 254V253H125ZM13 255V254H12ZM29 255V254H28ZM42 255H44V254H42ZM50 255V254H49ZM53 255V254H52ZM108 255H110V254H108ZM17 256H14V257H17ZM60 256V255H59ZM58 256V257H59ZM67 256V255H66ZM88 256V255H87ZM86 256V257H87ZM111 256H113V254L111 255ZM110 256V257H111ZM147 256V255H146ZM145 256V257H146ZM19 257V256H18ZM17 257V258H18ZM21 257V256H20ZM34 257V256H33ZM47 257V256H46ZM54 257V256H53ZM108 257V256H107ZM121 257H123L122 255H121ZM125 257V256H124ZM1 258V257H0ZM29 258V257H28ZM60 258V257H59ZM70 258V257H69ZM91 258V257H90ZM96 258H98V257H96ZM113 258V257H112ZM127 258H129V257H127ZM19 259V258H18ZM24 259V258H23ZM30 259V258H29ZM37 259V258H36ZM48 259V258H47ZM64 259H65V257H64ZM115 259V258H114ZM4 260V259H3ZM17 260V259H16ZM51 260V259H50ZM49 260V261H50ZM63 260V259H62ZM66 260V259H65ZM68 260V259H67ZM94 260H96V259H94ZM112 260V259H111ZM1 261V260H0ZM36 261H38V260H36ZM93 261V260H92ZM151 261V260H150ZM20 262V261H19ZM51 262V261H50ZM65 262V261H64ZM98 262H100V260L98 261ZM137 262V261H136ZM22 263V262H21ZM27 263H28V261H27ZM31 263V262H30ZM35 263V262H34ZM41 263V262H40ZM59 263V262H58ZM91 263V262H90ZM96 263V262H95ZM94 263V264H95ZM100 263H102V262H100ZM99 263V264H100ZM20 264V263H19ZM51 264V263H50Z\"/></svg>", "mask_w": 264, "mask_h": 264}]
</instances>
